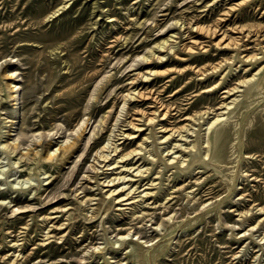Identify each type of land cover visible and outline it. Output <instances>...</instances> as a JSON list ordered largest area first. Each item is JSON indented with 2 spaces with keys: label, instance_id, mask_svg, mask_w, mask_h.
Segmentation results:
<instances>
[{
  "label": "rangeland",
  "instance_id": "obj_1",
  "mask_svg": "<svg viewBox=\"0 0 264 264\" xmlns=\"http://www.w3.org/2000/svg\"><path fill=\"white\" fill-rule=\"evenodd\" d=\"M176 21L184 28L217 24L220 33L211 38ZM247 25L264 28V0H0V200L8 202L0 207V264H264V82L224 98L238 81L264 74V38L233 31ZM171 34L175 54L141 59ZM232 37L240 42L235 49L215 45ZM253 54L258 59L245 62ZM149 71L157 74L144 82ZM127 92L136 100H125ZM233 98L215 137L208 134L209 160L201 161L196 134L189 137L196 149L181 153L192 159L187 170L162 164L156 147L177 141L158 144L161 125L180 126L185 116ZM157 101L168 117L124 139L127 121L141 124L140 111L151 113ZM204 122L194 128L200 134ZM148 128L158 160L140 156L126 166L151 168L145 178L132 177L140 179L137 191L158 178L135 218L104 199L95 153L110 134L126 153ZM72 140L61 155L58 147Z\"/></svg>",
  "mask_w": 264,
  "mask_h": 264
},
{
  "label": "bare ground",
  "instance_id": "obj_2",
  "mask_svg": "<svg viewBox=\"0 0 264 264\" xmlns=\"http://www.w3.org/2000/svg\"><path fill=\"white\" fill-rule=\"evenodd\" d=\"M231 8H233V7H231ZM226 12L228 13V11H226ZM178 23L179 22L176 21V25H178L177 27L180 28V29L182 28V30L183 29L187 30L189 28V29H191V32L192 31L193 32H198V34H200L199 32H203L205 35H207V36H209L211 38H214L216 36V34L220 31V29H218V25L217 24L214 25V27H210V28L205 29V28H202V26L201 27L192 26L191 25L192 23L189 26L184 28V24L182 22L179 23V24ZM230 29H231V27H230ZM233 31H237V33L242 34V37H244V38H250L252 35L262 36L264 38V28H261V27H258V26H257L256 29L253 28V27H250L249 25H247V27L246 26L245 27H241V26L240 27H234ZM172 38H175V35L171 34L167 38L161 40L159 43H156L152 48H149V50L147 51V54L145 56H142L141 59L143 61H145V62H149V60L154 57L157 61L163 62L162 58L164 57V55H166L168 53L169 54H175L174 51H173V49L175 47V42L173 41ZM224 38H225V36H222L221 39H224ZM221 39H219V40H221ZM219 40H217V41H219ZM225 40H227V42H225ZM225 40L224 41L223 40L220 41V43L215 42V45L218 46L220 44H223L222 49L231 50V49H235L240 44L239 39H237V38H233L232 37L230 39H225ZM192 43L193 44H197L198 46H201L197 42H192ZM187 49L191 50V48H189V47H187ZM155 53H158L160 55H158V54L155 55ZM263 55H264V49H263ZM244 58H245V62H247V61L255 62L258 59L257 58V54H253L251 56H244ZM182 60H184V59H182ZM220 64H218V65H220ZM216 67H218V66L216 65V66L212 67V70L216 69ZM195 68L196 67H194V68L192 67L193 70ZM196 71L198 72V75H200L202 77L204 75V71L205 70H203L201 68H197ZM263 71H264V65L261 68V72H263ZM152 74L156 75L157 72L149 71L147 73V75L142 74L141 77L145 80L144 82H147L148 77H149L148 75H152ZM254 76H255V74H253L250 78L244 79L242 81H238L239 84H241V85H238V86L236 85L231 90L230 89L226 90L225 91L226 94L224 96L225 100L229 99L230 96H232L235 92H238V91H234V90L237 89L240 86H247L251 81H254L255 83L258 82L259 84L264 82V74H262L261 76H257L256 78H254ZM6 77L9 78V79H12V75L8 74V75H6ZM8 86H9V89L11 90V92H12L11 97L14 100L15 96H16V94L14 93L15 92V89H14L15 88V84L9 83ZM212 87L213 86L209 87L206 90H202L201 92H208V91L214 89L216 87V85H214L213 88ZM230 91H233V93H230ZM133 94L127 92L126 95H124L125 96V100H131V101L132 100L133 101L136 100V99H133L135 97V95H133ZM136 96H138L139 98L144 99V100L150 98V97H147L146 93H143L142 91L141 92L137 91L136 92ZM235 102H236V98H233V99H230L228 102H222L220 104V106H218L215 110H212L210 107H208V108H206V109H204L202 111L195 112L192 115H187V116H185L183 118V121H185V122L182 125L177 126V127L173 126V127L168 129L167 127L161 125L159 127V129H160L159 132H163L165 135H163V137L161 136V137L157 138L159 140L158 144H166L167 142H170V140H174L175 138H176L175 141H177V142L173 143V146L171 148L163 147V149H162V147H156L157 148L156 151L158 152L159 160H161L162 164L164 166H166V167L170 166V165L171 166L173 165V166H175L177 168V170H180V171L187 170L188 162L192 161V159L191 158H189V159L183 158L181 153L184 150H187V151L190 152L191 150H195L196 149L195 140L194 139L191 140L192 138L191 139L189 138V137H192V136H196V134L200 137L199 151H200L201 161L203 162V161L209 160L210 159V156H209L210 155V149L212 147V144H213L214 140L213 141L210 140L209 137H208V134H210L212 132L214 137H215L217 130L220 128V126L222 125V123L225 120V118L222 117V116H224V114L228 113L229 109L231 108V106ZM157 103H158L157 107H155L154 110L151 113H147V112H145L143 110L140 111V113H139L140 116L136 120L140 121L141 124L138 123L139 125H137V124H134L131 120L127 121L126 125L128 126L129 130H131V133L125 134L124 132L121 131L122 132L121 135H122V137L124 139L132 140L134 138H137L142 131L147 130L146 128H144V126L151 127V126H153L154 122L164 120V119H166L168 117V113L169 112H168L167 108L161 102L157 101ZM124 105H125V102H124ZM122 106H123V104H122ZM122 109H124V108H122ZM218 109H220V113L215 114L214 111H216ZM213 112H214V115H213L214 117H210L209 121L206 120V122H204V120L210 114H212ZM118 114H119V112H118ZM118 118L115 119V121H117ZM201 122L205 123V127L203 129H201L203 131L202 134L199 133L198 128L194 129L195 126L199 125V123H201ZM83 127H84L83 129L81 128L82 131H84V129L86 128V124ZM199 127H200V125H199ZM145 134L146 135L142 138V140L140 142H138V144L136 145L135 148H132L128 152L122 153V154L119 153V149H118V144L119 143L115 144V142H114V141H116L118 139H115V140L113 138L110 139V137H111V134H110L109 137H108V140L106 141V143L103 146L100 147L98 152L95 153V156L97 157V161L102 163L101 167L104 168V169H102L103 171H101L99 173L100 175H102V178L100 180L101 182H98L100 184V186L102 188V192H103V194L105 196L104 199H112L113 200V204L115 206L114 210H121L122 213H124V214L126 213L125 210H128L129 214L132 215V216H134L136 214L134 209H135V206L138 205V202H140V200L143 199V198L152 196V192L148 191V190L152 189V186L156 184V183H154L153 180L158 178L157 176H154L152 179L147 180V181H149V183H148L149 186H147L146 185L147 183H145V185L143 186V189L137 191L138 188L140 187V185H139L140 179L135 180L132 177L145 178L147 176V174L149 173L151 168L145 166V163L143 164V162H141V164L138 165V166H129V167L126 166V163L129 162L132 158H136V161H137L140 158V156H142L145 159H147L151 164L158 160V159L154 158L156 156V153L153 152L155 144L151 143L152 141H150V139L152 138L151 128H148V132L145 133ZM118 135H120V134H117V136ZM113 137H116V135H114ZM180 142H187L188 145L184 146V143H180ZM9 144L10 143L5 144L4 147L6 149H9V150H12V151L15 150V146H10ZM74 144H75V142L72 140L68 144L66 143L63 147H61V146L58 147L60 149L59 153H61V155H63L64 153L68 152L74 146ZM178 153H180V154H178ZM21 154H20V158L23 157V154L22 155ZM49 154H51V153H49ZM49 154L47 153L45 155V159L46 160H50L51 159V156ZM165 156H168V157L165 158ZM112 157H118V158H117V160L115 162L109 163L110 160L112 159ZM116 169H120L117 172V174L116 173H111L112 171H114ZM107 172H110V175L111 174H115V175L112 176V177L106 176ZM125 172H129V174L133 173V175L128 177V174H125ZM126 177H128V178H126ZM131 182H132V184H130ZM119 184H121V186L120 187H116ZM136 191H137V193L140 194L139 196H135L134 195V193ZM189 192L192 193V191H189ZM138 197H139V199H137ZM193 197H194L193 195L190 197L191 201H192ZM7 203H5V201H3V200H0V207H5V205ZM142 204H143V202H142ZM158 204H160V203H158ZM258 211L261 212L262 208H259ZM53 212H56V211H53ZM245 213H243V212H242V214L241 213H237L236 215H239V216L240 215H245ZM53 218L54 217H52V216L48 217V219H53ZM135 218H140V216L139 215H135ZM256 224H257V222H256ZM51 232H52V230L48 231L49 234ZM49 237H53V236L50 235ZM12 246H16V242H14L12 244ZM14 262H15L14 260H11L10 264H15Z\"/></svg>",
  "mask_w": 264,
  "mask_h": 264
}]
</instances>
